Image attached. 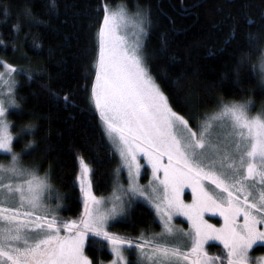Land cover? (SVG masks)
<instances>
[{
  "label": "snow or ice",
  "instance_id": "1",
  "mask_svg": "<svg viewBox=\"0 0 264 264\" xmlns=\"http://www.w3.org/2000/svg\"><path fill=\"white\" fill-rule=\"evenodd\" d=\"M10 9V4L0 6L5 18ZM102 12L94 33L89 99L127 170L128 186L117 183L122 195L114 196L108 207L109 202L93 194L92 169L78 157L83 211L78 219H60L45 203L48 174L41 176L34 166L23 165L22 154L14 151L7 116L10 108H19L13 79L18 69L0 61L5 69L0 84L7 86L0 92V153L9 156L7 164L0 163V264H104L88 255L90 236L110 250L109 264H131L125 255L130 249L139 254L137 264H264V257L250 254L254 246H264V108L252 115L251 101L220 100L216 111L193 126L177 110L184 105L174 107L171 93L151 73L143 43L147 16L137 11L130 17L125 7L114 10L107 4ZM21 14L29 23L37 22L30 8ZM23 27L19 21L13 24L17 33ZM259 35L248 34L250 47L256 48ZM248 55H241L238 67ZM259 59L264 83V54ZM62 99L71 103L67 95ZM33 127L29 124L21 132L30 134ZM141 158L151 169L147 186L139 183ZM186 187L191 203L182 199ZM137 197L152 205L163 231L135 239L109 231V222L125 216ZM205 214L219 216L223 223L217 227ZM178 215L187 218L188 231L172 223ZM209 241L222 244L224 253L209 255Z\"/></svg>",
  "mask_w": 264,
  "mask_h": 264
},
{
  "label": "trees",
  "instance_id": "2",
  "mask_svg": "<svg viewBox=\"0 0 264 264\" xmlns=\"http://www.w3.org/2000/svg\"><path fill=\"white\" fill-rule=\"evenodd\" d=\"M51 2L0 0V6L11 5L7 18L0 12V60L18 69L14 75L19 108L7 116L14 151L22 154L23 165L34 166L41 176L48 174L65 219L81 211L78 157L92 169L95 195L111 190L115 171V157L89 99L94 33L103 3H123L146 13L150 23L144 55L151 73L171 93L174 107L184 105L177 110L193 126L216 110L220 100H249L264 108V86L255 71L260 55L256 48L264 45V0H55L54 7ZM26 7L37 22L29 23L21 14ZM17 21L24 25L18 33L13 28ZM249 33L260 34L256 48L246 42ZM245 53L250 55L238 67ZM66 95L71 101L67 105L62 99ZM29 124L34 126L31 133L21 132ZM29 142L33 147L25 154L22 150ZM3 159L9 158L0 156L2 163ZM139 209L143 211L138 221L150 222L148 208ZM86 251L95 260H110L100 246L87 242ZM262 252L264 246L252 250Z\"/></svg>",
  "mask_w": 264,
  "mask_h": 264
},
{
  "label": "rangeland",
  "instance_id": "3",
  "mask_svg": "<svg viewBox=\"0 0 264 264\" xmlns=\"http://www.w3.org/2000/svg\"><path fill=\"white\" fill-rule=\"evenodd\" d=\"M105 3H103L104 5ZM102 5V7H103ZM119 6H123L126 8L129 16L131 17L133 14H135L137 11L142 12L143 14L146 15V13L141 9V8H134V9H129L128 7L125 6V4L123 3H118L114 6H109L110 8H113L114 10L117 9ZM144 43V40H143ZM262 49H264V45L262 47ZM264 54L260 52V55L257 59L256 65H255V71L257 74V78L259 80V82L264 86V83H262L261 81V68H260V56ZM1 61V60H0ZM5 71V69L3 67H0V72ZM13 79L15 80V75L13 74ZM16 82V81H15ZM7 91V86L4 84H0V92H6ZM249 101V100H248ZM237 103H244L247 101H235ZM92 104V103H91ZM94 107V105H93ZM263 107L255 105L252 101L249 107V111L252 115H255L256 113H258ZM15 108H10L9 111L14 110ZM217 110V109H216ZM213 110L211 112H209L208 114H211L212 112L216 111ZM98 113V112H97ZM99 115V113H98ZM205 117V115H204ZM204 117L202 118V120L204 119ZM100 118V116H99ZM8 119V118H7ZM201 120V121H202ZM9 121V120H8ZM200 121V122H201ZM10 122V121H9ZM11 124V123H10ZM100 124H101V129L103 132V136L107 142V144L109 145V147L112 149L113 155L115 157V171L113 173V182H112V187L111 190L104 194V195H94L97 196L98 198H102L103 200H105L106 202H109L107 204L108 207L111 206L110 202L112 201V199L114 198V196L116 195H122V192L120 190L117 189V183H119L120 185H123L124 188H127L128 186V174H127V170L125 168H123L121 166V160L119 157L118 152L115 151L112 142L110 141V139L107 137V135L104 132V126L102 124L101 118H100ZM198 124V123H197ZM3 155H7V158H9L8 154H4V153H0ZM3 159V163L7 164L9 159ZM141 164L144 165V167H142L141 169V175L139 178V183L142 186H147L149 184V181L152 180V174H151V169L149 166H147L146 161L141 158ZM77 165H78V175L80 172V165H79V160L77 159ZM76 184L77 187L79 189L80 192V185H79V181L76 179ZM93 192V191H92ZM45 196V203L56 210V215L62 219V220H73V219H78L80 214L83 211V195L80 192V197H81V211L79 213V215L77 217L74 218H64L61 214V211L63 209L62 207V203L59 200V194L58 191L55 190L54 188H52L50 186V190L46 191L44 193ZM182 199H184V201L186 203H191L192 200V195H191V189L190 188H185L183 193H182ZM57 205H59V207H57ZM148 208V211L151 214V220L148 223H142L138 221V214L143 211L142 209L140 210L139 208ZM205 218L209 220L210 223L216 224L217 227H219L222 223L223 220L221 217L219 216H212L211 214H205ZM135 222V224H134ZM172 223L178 227L183 229L184 231H188L190 229V224L187 221V218L184 216H174ZM109 231L113 232V233H117L121 236H126L129 238H133L135 239L136 237H138L141 233H144L147 236H151L154 233H160L163 231V225L161 220L159 219V217L157 216L154 208L152 207V205L150 203H148L144 198H135L133 199L132 203L128 206L127 209V213L125 216L122 217H117L116 219L112 220L109 222ZM90 238H95V239H90ZM98 237H89L88 242L91 245H95V246H100L101 243H103V241L100 240V238ZM261 245H256L255 247H258ZM206 248L209 252V255H213V256H218V255H222L224 253V249H223V245L220 244L218 241H209L208 245H206ZM103 249L107 250V252L110 254V260L113 258L110 250L107 248V246H105ZM251 256L254 258L257 257H264V252L262 253H252L251 251ZM125 255L127 256V258L131 261V264H137V258H138V252L134 249H130L127 250ZM109 260V261H110ZM109 261L104 262V264H109Z\"/></svg>",
  "mask_w": 264,
  "mask_h": 264
},
{
  "label": "flooded vegetation",
  "instance_id": "4",
  "mask_svg": "<svg viewBox=\"0 0 264 264\" xmlns=\"http://www.w3.org/2000/svg\"><path fill=\"white\" fill-rule=\"evenodd\" d=\"M0 156H3V154H0ZM0 163H2V162L0 161Z\"/></svg>",
  "mask_w": 264,
  "mask_h": 264
}]
</instances>
